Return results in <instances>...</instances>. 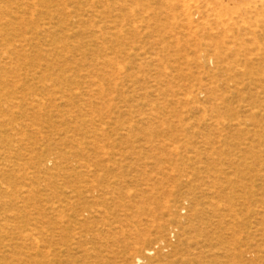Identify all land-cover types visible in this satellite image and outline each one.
Listing matches in <instances>:
<instances>
[{"label": "rangeland", "instance_id": "rangeland-1", "mask_svg": "<svg viewBox=\"0 0 264 264\" xmlns=\"http://www.w3.org/2000/svg\"><path fill=\"white\" fill-rule=\"evenodd\" d=\"M134 8L0 0V264H264V66L234 91Z\"/></svg>", "mask_w": 264, "mask_h": 264}, {"label": "bare ground", "instance_id": "bare-ground-1", "mask_svg": "<svg viewBox=\"0 0 264 264\" xmlns=\"http://www.w3.org/2000/svg\"><path fill=\"white\" fill-rule=\"evenodd\" d=\"M134 5L133 14L141 33L147 36H201V40H195V50L203 52L196 57L201 60L197 62L203 65L210 62L213 69L226 74L234 91L241 87H257L259 79L257 74L254 76V71L264 66V0H134ZM178 38L174 39L179 41ZM175 44L178 49L182 47ZM59 207L51 208L53 235L62 230L58 224L61 221ZM47 231L45 227L46 239ZM72 244L66 245L65 251L78 249V242ZM50 247L45 240L42 245L44 258Z\"/></svg>", "mask_w": 264, "mask_h": 264}]
</instances>
